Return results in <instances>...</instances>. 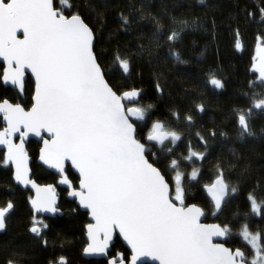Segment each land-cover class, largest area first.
Masks as SVG:
<instances>
[{"label": "snow or ice", "instance_id": "6c2138e0", "mask_svg": "<svg viewBox=\"0 0 264 264\" xmlns=\"http://www.w3.org/2000/svg\"><path fill=\"white\" fill-rule=\"evenodd\" d=\"M91 7L103 27L105 12ZM237 15L245 24L258 15L264 28V0ZM134 25L139 29L135 39L147 40L138 43L135 55L150 64L169 58L177 65L188 63L177 44L195 21L170 12L162 0L157 14L143 5L120 10L116 31L129 33ZM234 36L240 50L239 25ZM255 39L252 70L258 75L241 93L244 102L233 105L227 117L240 142L264 138V128L258 137L254 126L256 118H264V31ZM111 63L119 77L97 53V29L86 21L78 0H0V85L16 91L14 99L0 96V168L9 171L14 186L34 193L27 196L32 241L47 247L44 217L61 213L56 186L33 178L26 143L37 137L40 164L58 174V184L76 205L73 214L86 218L84 255L104 257L103 264H264V183L245 190L226 174L238 165L217 160L209 182L201 184L211 144L218 136L228 138L216 128L191 135L207 111L203 100L184 109L169 106L161 118L154 103H144L142 89L113 82L131 78L132 55L118 45ZM160 75L156 101L168 94ZM209 77L214 89L225 88L214 73ZM200 194L219 222H207L205 208L194 202ZM16 210L14 199L0 204V233L7 234ZM228 211L240 221L238 227L220 220ZM27 258L17 246L5 264H26ZM49 264H68V259L54 254Z\"/></svg>", "mask_w": 264, "mask_h": 264}, {"label": "trees", "instance_id": "16d2710c", "mask_svg": "<svg viewBox=\"0 0 264 264\" xmlns=\"http://www.w3.org/2000/svg\"><path fill=\"white\" fill-rule=\"evenodd\" d=\"M163 2L167 4L170 12L178 16L183 14L190 22H196V27L189 28L181 34V41L177 44V50L188 62L185 65H177L171 58L167 63L150 64L147 57L135 55L138 51V43H147L146 39L143 41L135 39L139 30L137 26L134 25L129 33L116 31V18L120 10L128 13L132 11L133 5L136 8L143 5L147 11L157 14L161 12L162 0H78L80 11L86 21L97 29V53L106 68L112 69L115 77H119V72L113 67L111 57L117 46L119 45L122 53L128 52L132 55L135 70L131 78L117 79L113 82L134 85L142 89L144 103H154L156 105L154 112L161 118L167 115L169 106L177 105L184 109L191 107L194 100H203L207 111L197 120L191 135L194 137L197 129L207 132L211 128L228 133L227 139L218 136L216 142L211 144L210 159L204 164L201 184L209 182L217 160L238 165L235 170L226 174L231 176L232 182L239 181L245 190L251 189L258 182L264 183V138H248L246 142L237 141L235 129L227 119L233 105L244 102L241 93L248 91L249 82L257 76L252 71L257 43L255 37L260 31H264L258 15L250 23L245 24L244 18L237 13L243 7H247L250 11L255 10L260 0H206V4H200L198 0H163ZM237 3L240 7H236ZM92 5L105 12L106 23L103 27L97 23ZM213 20H215L214 29ZM237 25H239V40L242 44L240 50L235 47L234 32ZM140 27L145 32L149 31L147 24H142ZM160 55H166V50H161ZM209 73H214L217 78L222 79L225 88L217 90L207 83L210 78ZM157 75H160V82L168 93L160 101L155 100ZM0 96L14 99L16 92L0 85ZM0 125H2L1 119ZM254 126L257 136L260 137V130L264 128V118H256ZM39 147L35 141H29L26 146L32 158L33 178L39 184L56 186L62 214L53 219H45L49 224V229L46 230V238L49 241L47 247L39 241L33 242L27 231L31 220L27 202L30 193L14 186L9 171L0 168V204L8 198L14 199L17 203V210L9 221L7 234H0V264H5L7 257L17 246H23V250L27 251L26 264H49L54 254L65 255L68 264H103V260L82 258V249L86 245L83 230V221L86 218L73 214L72 209L76 205L67 199L65 188L57 182L58 177L36 164ZM229 149H235L236 155L234 156ZM203 200L204 196L200 194L194 202L205 208L208 213L207 222H219L211 219L210 205L204 204ZM237 203L242 204L243 197ZM235 207L236 205H233V208ZM225 219L234 223L236 227L239 226L240 221H233L232 212L228 211L220 217L221 221ZM251 227L255 230L257 225L252 224ZM234 239L237 244L242 243L239 237Z\"/></svg>", "mask_w": 264, "mask_h": 264}, {"label": "water", "instance_id": "95a60500", "mask_svg": "<svg viewBox=\"0 0 264 264\" xmlns=\"http://www.w3.org/2000/svg\"><path fill=\"white\" fill-rule=\"evenodd\" d=\"M2 86H3V85H2ZM3 87H4V88H9V89L15 91L14 89L11 88L10 85H9V86H3ZM15 92H16V91H15ZM0 119H1V124H2V123H3L2 118H0ZM0 130H2V129H0ZM29 141H35L36 143L39 144L40 147L42 146V145H41V142L39 141V139H38L37 137H30L29 140H28V142L26 143V146H27V144L29 143ZM17 142H18V141H17ZM40 147H39V148H40ZM0 150H2V149H0ZM38 154H39V150H38ZM30 164H31V161H30ZM36 164L39 165V166H41L45 171H47V172H49V173H51V174H53V175H55V176L58 177V174H56V173L54 172V170L47 169L46 166H43V165L40 164V162H39V160H38V156H37V159H36ZM12 182H13V181H12ZM13 184H14V182H13ZM41 185H44V184H41ZM18 188H20V187H18ZM20 189H21V190H24V189H22V188H20ZM27 191L30 193V195H34V193L31 192L30 190H27ZM57 196H58V194H57ZM67 199H69L70 201H73V199H72L71 197H69L68 195H67ZM59 202H60V199H59V196H58V200H57L58 206H59ZM28 207H29V209H30V204H28ZM81 211H82V210H81ZM61 214H62V212H61V213H58L56 216H51V215L49 214V215H46L44 218L53 219V218H55V217L61 216ZM211 219L214 220V218H213L212 216H211ZM0 234H1V233H0ZM84 239H85V242H86V235H85V233H84ZM85 246H86V245H85ZM81 256H82V258H83L84 260H104V257H101V256H86V255L83 254V251H82Z\"/></svg>", "mask_w": 264, "mask_h": 264}, {"label": "flooded vegetation", "instance_id": "af4514ba", "mask_svg": "<svg viewBox=\"0 0 264 264\" xmlns=\"http://www.w3.org/2000/svg\"><path fill=\"white\" fill-rule=\"evenodd\" d=\"M62 186V188H65V186H63V185H61ZM66 196H67V192H66ZM60 199V198H59ZM45 219H47V218H45Z\"/></svg>", "mask_w": 264, "mask_h": 264}, {"label": "rangeland", "instance_id": "374dc122", "mask_svg": "<svg viewBox=\"0 0 264 264\" xmlns=\"http://www.w3.org/2000/svg\"><path fill=\"white\" fill-rule=\"evenodd\" d=\"M254 56H256V49H255V54H254ZM253 71V70H252ZM258 75V74H257Z\"/></svg>", "mask_w": 264, "mask_h": 264}]
</instances>
